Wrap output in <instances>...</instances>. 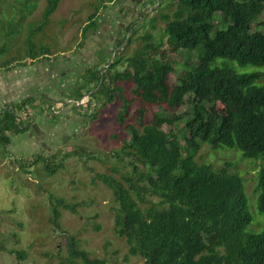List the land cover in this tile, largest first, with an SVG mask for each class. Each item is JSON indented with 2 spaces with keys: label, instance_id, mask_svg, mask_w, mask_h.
<instances>
[{
  "label": "rangeland",
  "instance_id": "obj_1",
  "mask_svg": "<svg viewBox=\"0 0 264 264\" xmlns=\"http://www.w3.org/2000/svg\"><path fill=\"white\" fill-rule=\"evenodd\" d=\"M47 4L34 0L28 7L23 0H0V49L6 50L0 58V111L30 96L36 105L20 112L30 128L13 135L5 149L0 147V264H59L69 255L72 237L107 264H144L142 256L129 254L126 237L118 234L119 205L99 177L108 174L127 184L125 177L133 175L130 160L121 155L123 138L130 134L116 122L120 102L104 105L105 100L92 99L87 106L91 93L75 100L80 90L86 93L94 85L85 84L86 72L104 68L120 54L128 57L148 43H161L160 50L176 67L171 74L176 81L188 65L198 64L200 49L172 50L163 14L176 9V0H61L46 21ZM93 13L97 27L85 31ZM213 22L215 30L228 26L219 11ZM253 24L264 32V12ZM147 34L151 36L145 39ZM211 65L259 73L255 84H264V65H241L222 57ZM188 112L189 104L176 110ZM187 118L185 114L174 124L183 155L215 169L230 163V171L240 174L245 184L252 218L246 230L264 231L257 190L264 157H247L237 147L212 148L209 143L188 149L182 130ZM163 128L169 131L172 126ZM47 159L57 167L55 173L46 169ZM59 198L64 205L58 204Z\"/></svg>",
  "mask_w": 264,
  "mask_h": 264
},
{
  "label": "trees",
  "instance_id": "obj_2",
  "mask_svg": "<svg viewBox=\"0 0 264 264\" xmlns=\"http://www.w3.org/2000/svg\"><path fill=\"white\" fill-rule=\"evenodd\" d=\"M26 1L23 4L29 7L34 0ZM47 1L46 21L61 0ZM176 2L171 14H163L164 31L173 51L200 49L197 65H188L172 81L176 67L170 56L160 50L161 43H148L128 57L120 54L104 68L89 69L85 84L94 85L86 93L80 90L75 100L91 93L87 106L92 99L105 100L104 105L120 102L116 122L130 134L123 138L121 155L130 160L133 175L125 177L127 184L112 175H99L119 205L117 232L126 237L129 254L142 256L144 264H264V231L246 230L252 218L242 176L230 171V163L215 169L184 156L174 130L187 114L182 130L188 149L209 143L212 148L237 147L247 157H264V84H255L260 74L211 65L219 57L241 65H264V32L253 24L264 12V0ZM218 11L228 24L225 29L215 30L213 17ZM95 16L89 17L85 31L97 27ZM4 53L0 49V58ZM188 95L193 96L186 99ZM34 102L35 96H30L1 110V149L13 135L30 128L20 112L28 104L35 107ZM184 104L190 105V112L176 113ZM165 124L171 130L166 131ZM47 162L46 169L55 173L57 167ZM257 190L258 208L264 213V163ZM57 202L64 205L65 200ZM59 264L107 262L92 256L72 237L69 255Z\"/></svg>",
  "mask_w": 264,
  "mask_h": 264
},
{
  "label": "flooded vegetation",
  "instance_id": "obj_3",
  "mask_svg": "<svg viewBox=\"0 0 264 264\" xmlns=\"http://www.w3.org/2000/svg\"><path fill=\"white\" fill-rule=\"evenodd\" d=\"M121 47H122V46H121ZM121 47H119V49H120ZM0 112H2V111H0Z\"/></svg>",
  "mask_w": 264,
  "mask_h": 264
},
{
  "label": "water",
  "instance_id": "obj_4",
  "mask_svg": "<svg viewBox=\"0 0 264 264\" xmlns=\"http://www.w3.org/2000/svg\"><path fill=\"white\" fill-rule=\"evenodd\" d=\"M110 63H112V61Z\"/></svg>",
  "mask_w": 264,
  "mask_h": 264
}]
</instances>
